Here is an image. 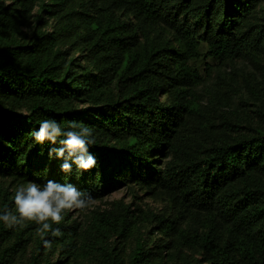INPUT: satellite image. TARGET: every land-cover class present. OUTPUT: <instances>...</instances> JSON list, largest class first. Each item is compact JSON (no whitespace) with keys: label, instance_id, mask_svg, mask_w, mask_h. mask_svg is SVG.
I'll use <instances>...</instances> for the list:
<instances>
[{"label":"trees","instance_id":"16d2710c","mask_svg":"<svg viewBox=\"0 0 264 264\" xmlns=\"http://www.w3.org/2000/svg\"><path fill=\"white\" fill-rule=\"evenodd\" d=\"M260 1L0 0V264H264V129L217 131L190 64L259 62Z\"/></svg>","mask_w":264,"mask_h":264},{"label":"rangeland","instance_id":"374dc122","mask_svg":"<svg viewBox=\"0 0 264 264\" xmlns=\"http://www.w3.org/2000/svg\"><path fill=\"white\" fill-rule=\"evenodd\" d=\"M27 25V32L30 34L36 14ZM256 19L264 23V0H261L256 7ZM25 28V27H24ZM206 45L200 46V57L190 61L201 74L203 80L197 85L200 93L201 104L205 107V114L210 115L217 131H223L219 126L221 117L229 114L230 120L236 122L238 129L236 133H253L264 129V88L262 83V68H264V52L259 62L246 59H231L219 61L204 56ZM220 70L223 73L224 82L216 81L215 72ZM215 91L220 95L215 101ZM208 106H210L208 108ZM29 196L35 197L36 201H44L46 204H62L66 206L73 216L83 217L89 210L99 207L105 208L113 200L123 199L131 201V193L125 187H120L105 194L101 199L93 200L88 207L75 202L65 194L56 191L41 189L29 185ZM150 206H159L152 198L143 197L141 200Z\"/></svg>","mask_w":264,"mask_h":264}]
</instances>
